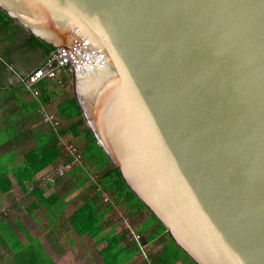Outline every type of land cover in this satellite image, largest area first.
I'll return each mask as SVG.
<instances>
[{
  "label": "water",
  "instance_id": "water-1",
  "mask_svg": "<svg viewBox=\"0 0 264 264\" xmlns=\"http://www.w3.org/2000/svg\"><path fill=\"white\" fill-rule=\"evenodd\" d=\"M56 48L98 146L194 264H264V0H0Z\"/></svg>",
  "mask_w": 264,
  "mask_h": 264
},
{
  "label": "trees",
  "instance_id": "trees-1",
  "mask_svg": "<svg viewBox=\"0 0 264 264\" xmlns=\"http://www.w3.org/2000/svg\"><path fill=\"white\" fill-rule=\"evenodd\" d=\"M40 50L43 51L47 59L51 53L56 51V48L30 35L24 28L0 10V92L5 90V86L1 81L3 78L2 68H8L10 65H13L15 62L14 57L17 54H28ZM43 65H39L35 71L43 67ZM51 82L43 81L39 83L36 89H38L40 97L31 102H23V104L30 108L26 117L28 122H33L31 124H36L37 121L35 120L40 113L41 106L52 103L53 96L49 88ZM23 88L29 93L25 83L23 84ZM58 115L68 125L62 128L59 133H56L54 130L45 131L37 129L31 132L28 129V133L25 134L27 141L25 145L26 150L20 163L18 162V152H16L18 151V146H20L19 143H0L1 155H8L4 160L0 159V197L5 194L15 193V186L11 179V176H13L26 194L36 196L41 201H46V205L49 206L48 199H44V191L40 187V177L38 178V176L50 167L56 169L62 165L72 164L73 159L67 156L59 147V135L79 138L85 143L83 150L80 151L82 159L88 164V168L87 171L83 169L82 179L78 182L72 177L71 173L76 172L77 174V168L83 166L75 165L68 172L67 176L70 174L69 177L77 189L91 182V174L101 173L102 176L98 183L91 184V188H94L96 192L95 196L87 197L88 199L85 200V204L74 214L76 217L74 226L78 233L89 235L94 239L100 237L104 231L107 214L118 209L125 211L124 214L129 217L147 212L150 220L147 223H142L139 231L141 235L145 236L149 243L159 241L163 236L167 238L161 253L153 259V263L176 264L183 258L189 259L169 237L166 228L124 183L118 169L114 167L110 159L98 146L92 132L87 128L75 97H68L63 100L59 106ZM13 132V130H10V134ZM31 134L33 135L32 139ZM31 140L32 143L30 142ZM15 156L16 159L14 158ZM61 181L59 180L57 185ZM97 184L102 185L103 190L110 193L114 201V205H108L102 213L94 209V205L98 203V199L101 196L97 192ZM3 216L0 215V243L4 246L11 245L12 247L10 254L3 257L5 264H53L43 257L40 245L29 236L23 227L17 224L28 238V243L22 245L16 238L14 227L10 222L2 220ZM117 242H119L118 239H111L108 248L102 252L106 264H126L127 260L121 261V255L115 257L117 253H114V248Z\"/></svg>",
  "mask_w": 264,
  "mask_h": 264
},
{
  "label": "crops",
  "instance_id": "crops-1",
  "mask_svg": "<svg viewBox=\"0 0 264 264\" xmlns=\"http://www.w3.org/2000/svg\"><path fill=\"white\" fill-rule=\"evenodd\" d=\"M44 63L45 62L42 64ZM12 66L13 65H10L8 68H2L3 78L1 81L5 86V90L0 92V143H19L20 146H18V151L16 152H18V162L20 163L23 160V153L26 150L25 145L27 141L25 139V134L28 133V129H30L29 131L31 132L35 129L45 131L53 130L43 124L40 113L38 117H36V124L28 122L26 115L30 108L23 104V102H31L39 98L40 94L39 97H36L33 94L34 92L29 91L28 93L25 91L23 88L26 79L23 73L24 71L15 69ZM49 88L53 96L52 103L49 105H42L39 112L45 110L48 113L58 115L59 105L58 109L54 106V99L57 93L52 82L49 84ZM36 90L38 91V89ZM10 130L14 132L10 134ZM32 138L33 135L31 134V139ZM30 142L32 143V140ZM1 154L0 150L1 160H4L8 156L6 154L2 156ZM14 158L16 159V156ZM69 175L67 179L63 181L64 183L61 182L51 189L50 192L52 193L50 195L43 190L44 199H48L49 206L46 205V201H41L36 196L26 194L13 176H11L15 186V193L2 195L0 197V206L8 207L7 212H10L13 216V219H11L10 214L5 213L3 216L4 219L2 220L12 224L17 240H19L22 245L28 243V238L17 226L18 224L40 245L43 257L53 264H106L102 252L108 248L111 239L116 238L119 242H117L114 248V253H117L115 257L121 255V261L127 260L126 264H154L153 259L161 253L167 238L163 236L159 241L157 240L153 243H149L144 236L147 248L146 253L143 254L138 246L129 243L125 227L113 217L118 210L112 212L113 214H107L104 231L100 237L94 239L89 235H81L78 233L74 226V221L76 220L74 214L85 204V200L95 196L96 192L94 188H91V184L95 183L91 180L88 185L77 189ZM39 177L40 176H38V178ZM97 192L100 193L101 196L98 199V203L94 205V209L102 213L108 205L114 204L109 203L107 206L103 205L105 203V198L109 197V199H111L112 196L110 193L103 190L102 185L97 184ZM22 213L29 214L28 216L35 222L38 228L37 231H41L38 236H35L29 231L28 227L23 222L25 215ZM21 215L23 219L20 217ZM137 216H144V221L142 223H147L150 220L146 212L140 213ZM133 218L136 219V216ZM18 232L22 234L25 241L19 236ZM45 241L46 246L50 248L51 252L46 248L44 244ZM7 246L10 247L11 252V245ZM176 264L188 263L186 258H183Z\"/></svg>",
  "mask_w": 264,
  "mask_h": 264
},
{
  "label": "built area",
  "instance_id": "built-area-1",
  "mask_svg": "<svg viewBox=\"0 0 264 264\" xmlns=\"http://www.w3.org/2000/svg\"><path fill=\"white\" fill-rule=\"evenodd\" d=\"M84 74L82 59L77 48L76 42L70 47L55 51L46 59L43 67L34 71L24 83L27 90L33 93L36 97H39V92L36 90V86L43 81H58L62 84L68 77L73 78L74 75ZM43 123L52 128L56 133L63 128V123L61 118L53 113H48L45 110L40 111ZM59 147L65 152V154L73 159L72 164L62 165L59 168H53L46 171L44 175H41L40 187L44 189L50 186H56L59 180H63L67 173L75 165H83L84 160L81 156L80 149L73 143L72 139L68 136L59 135L58 137ZM109 197L105 198V202L109 203ZM127 239L130 244L138 246L143 254L146 253V244L144 237L138 231H133L132 229L127 230Z\"/></svg>",
  "mask_w": 264,
  "mask_h": 264
},
{
  "label": "rangeland",
  "instance_id": "rangeland-1",
  "mask_svg": "<svg viewBox=\"0 0 264 264\" xmlns=\"http://www.w3.org/2000/svg\"><path fill=\"white\" fill-rule=\"evenodd\" d=\"M14 58H15V60H14L15 62H14L12 67H14L15 69L23 70L24 71L23 73H24L26 79L35 71V69L39 65H41L43 62L46 61V57L44 56V53L41 50L37 51V52H33V53H28V54L27 53H20V54H17ZM52 84H54V87L56 88L57 94H56V98L54 99V101H55L54 106L57 109H58V105L60 106V103H62L63 100L67 99L68 97L70 98V97L75 96L74 86H73V78L68 77V79L65 80L62 84H60L58 81H56V82L53 81ZM34 93H36V92L34 91ZM62 123H63V128L68 126L67 122H64L63 120H62ZM68 138L72 139L73 143H75L76 146L80 150H83L85 143L82 139L74 138L72 136H68ZM80 166H83V167L77 168V174H76V172L71 173L72 177L77 182L82 179V173H84L83 169H85L87 171L88 164L84 161L83 165H80ZM51 169H53V168L52 167L48 168L43 173H41L39 176L44 175L46 171H49ZM101 176H102L101 173L91 174V180L94 183H98ZM66 179H67V176L61 182L64 183L63 181H65ZM53 187H55V186H50L47 189H44L43 187H41V189L46 191V193L48 192L47 194L50 195L52 193L50 191ZM109 203H111V204L114 203L113 198H111L109 200ZM109 203L105 202L103 205L107 206ZM7 211H8V207L0 206V215H4L5 213L10 214V212H7ZM124 213H125V211L118 209V212H116V214H114L113 217H115L116 220L118 222H120V224L122 226L125 227L126 231L128 229H132L133 231L139 232L141 227H142V222L144 221L143 220L144 216H136V219H135L133 217H129V216L125 215ZM22 214L25 215V219H23L22 215L20 217L23 219V222L28 227L29 231L32 234H34L35 236H38L41 231H37L38 228L36 227L35 222H33V220H31V218L28 216L29 214H26V213H22ZM147 215L149 216L148 213H147ZM10 218L13 219V216L11 214H10ZM19 236L23 239V241H25V239L21 233H19ZM44 244L46 246V241L44 242ZM46 248L51 252V250L48 246H46ZM9 253H10V247L4 246L3 244L0 243V264H5L4 259H3L4 256H2V255H8ZM186 261L188 264H194L190 259L186 258Z\"/></svg>",
  "mask_w": 264,
  "mask_h": 264
}]
</instances>
